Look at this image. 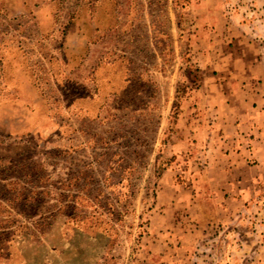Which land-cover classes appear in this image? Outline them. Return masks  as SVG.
I'll return each mask as SVG.
<instances>
[{
	"label": "rangeland",
	"instance_id": "374dc122",
	"mask_svg": "<svg viewBox=\"0 0 264 264\" xmlns=\"http://www.w3.org/2000/svg\"><path fill=\"white\" fill-rule=\"evenodd\" d=\"M50 1V33L40 36L22 14L0 22L28 43L33 61L51 64L37 81L51 105L45 125L15 136L0 128V264L154 263L164 233L158 174L173 161L169 145L187 106L196 109L204 58L228 51L221 13L235 26L257 23L264 0ZM247 36L264 41L253 29ZM44 40L67 44L66 53L44 57ZM81 40L97 42L94 56L124 72L119 89L109 85L115 94L92 67L77 72L85 51L73 44ZM97 92L100 103L90 104ZM209 232L216 239L204 242L199 264H264V177L240 217Z\"/></svg>",
	"mask_w": 264,
	"mask_h": 264
},
{
	"label": "crops",
	"instance_id": "0c3cea01",
	"mask_svg": "<svg viewBox=\"0 0 264 264\" xmlns=\"http://www.w3.org/2000/svg\"><path fill=\"white\" fill-rule=\"evenodd\" d=\"M53 4L50 0H0V22L4 16L22 14L27 27H37L40 36L50 33ZM221 16L225 22L218 31L230 37L221 44L228 48L224 52L228 55L204 58L196 109L187 106L184 120L178 124L180 130H174L169 145L173 161L158 177L155 193L156 217L164 232L160 234L163 251L151 264H199L196 261L204 242L216 239L209 231L237 220L264 177V41L247 36L252 29L264 33V9L256 10L258 21L250 25L235 26L233 17ZM7 29L0 23V128L15 136L45 125L51 105L37 81L39 75L46 80L44 66L51 64L45 65L43 57L33 61L28 43H19ZM234 33L237 40L231 39ZM96 43L81 40L73 44L74 49L85 51L77 72L86 75L92 67L89 74L99 86H108L115 94L109 85L119 89L125 83L124 72L116 61L108 63L101 53L94 56ZM66 47L44 40L38 50L45 57L50 49L66 53ZM236 48L244 50L237 58L231 54ZM250 50L255 53L247 57L245 52ZM66 65L63 63L62 69ZM100 100L97 92L89 101ZM79 101L75 103L77 111L85 100ZM178 178L181 183L176 182ZM155 229L157 232L158 226Z\"/></svg>",
	"mask_w": 264,
	"mask_h": 264
},
{
	"label": "trees",
	"instance_id": "16d2710c",
	"mask_svg": "<svg viewBox=\"0 0 264 264\" xmlns=\"http://www.w3.org/2000/svg\"><path fill=\"white\" fill-rule=\"evenodd\" d=\"M171 162V160H169V163ZM160 175L158 174V177H159Z\"/></svg>",
	"mask_w": 264,
	"mask_h": 264
}]
</instances>
